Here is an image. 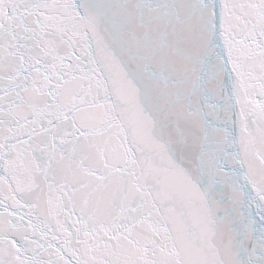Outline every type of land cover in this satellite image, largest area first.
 Returning a JSON list of instances; mask_svg holds the SVG:
<instances>
[{
    "label": "snow or ice",
    "instance_id": "obj_1",
    "mask_svg": "<svg viewBox=\"0 0 264 264\" xmlns=\"http://www.w3.org/2000/svg\"><path fill=\"white\" fill-rule=\"evenodd\" d=\"M0 264H264V0H0Z\"/></svg>",
    "mask_w": 264,
    "mask_h": 264
}]
</instances>
